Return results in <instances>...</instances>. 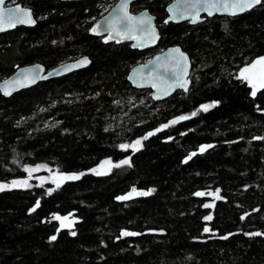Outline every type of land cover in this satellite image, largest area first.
Returning a JSON list of instances; mask_svg holds the SVG:
<instances>
[{
    "label": "trees",
    "instance_id": "trees-1",
    "mask_svg": "<svg viewBox=\"0 0 264 264\" xmlns=\"http://www.w3.org/2000/svg\"><path fill=\"white\" fill-rule=\"evenodd\" d=\"M117 1L13 0L37 25L0 34V81L37 62L92 63L0 92V181L30 178L26 167L39 164L81 174L51 192L0 191V264H264V88L253 95L238 78L264 57V0L195 25L165 22L174 0H137L132 11L148 9L161 34L146 50L93 31ZM175 45L191 57V86L155 101L128 74ZM180 116L189 119L170 123ZM137 140L138 150L120 147ZM107 158L115 165L96 174ZM133 188L150 194L119 200Z\"/></svg>",
    "mask_w": 264,
    "mask_h": 264
},
{
    "label": "water",
    "instance_id": "water-1",
    "mask_svg": "<svg viewBox=\"0 0 264 264\" xmlns=\"http://www.w3.org/2000/svg\"><path fill=\"white\" fill-rule=\"evenodd\" d=\"M11 1L12 0H4V4L0 5V12L4 13L3 20H0V24H2L4 30L0 31V34L13 31L20 26L34 27L37 25V20L34 16L33 10L30 7H26L20 3H10ZM63 1H73V0H63ZM136 1L137 0H118L115 3V5H113L111 9L99 19L96 26V33L99 35H106L109 37V31L105 30L108 26L106 22V18H111L114 16L123 17L124 13L121 10V5L122 3H127V14L131 17H134L135 20L129 22L127 20L118 19L116 23L120 34L118 35L116 31H112L111 40L119 43L131 42L132 47L139 50H146L156 47L161 38L160 30L156 23V16L153 13H151L148 9H144L139 12L132 11V4ZM212 2H217V3L227 2L231 4L234 2L238 3L240 2V0H212ZM262 2L263 0H261L259 4H253L252 7L246 8L244 11H239L234 9L217 11L215 9H212V14L209 15L208 10H205L203 3H199L195 8H193L192 7L193 0H174L167 6L168 16L166 17L165 22L181 23L188 21L191 24L195 25L205 21L207 17H213L215 15L239 16L260 6ZM17 8L21 10L20 12L17 13V17L24 19L25 22L24 23L16 22L15 26L12 27L8 23V10L9 9L15 10ZM233 11H235L234 15L232 14ZM25 13H30V17L34 21V23L27 22L28 17L25 15ZM141 19L150 21V23L141 24L140 23ZM176 48L180 49V51L183 52L185 56H187L188 58L186 76L179 69H177L176 75L172 74L171 69L174 67L175 62L174 60L167 58L169 57L170 50ZM172 55H176V54H172ZM157 58H159V60H157ZM85 59L88 62L86 64H81L80 62L84 61ZM166 62L168 64V69H165L163 67V65ZM91 63L92 60L90 59V57L85 55L75 60H70L61 63L52 69H47L46 66L40 62L21 66L18 67L12 75L0 81V92L5 97H11L16 92L31 88L37 85L39 82L47 81L54 78H59L71 74L73 72L85 69L89 67ZM258 69L259 66H257V71ZM191 71H192V60L190 55L186 51H184V49L180 45H175V46H170L165 50L156 53L149 61L135 65L128 74V80L135 88L151 89L153 91V95H152L153 99L155 101H162L171 97L178 90L185 91L183 88L179 87V82L183 80L188 81L187 91H189V88L191 86V79H190ZM160 77H163V82L159 79ZM177 78H179V80ZM154 83L158 84L159 88L153 87ZM253 83L256 84L255 94H257L259 90L264 88L259 86V82H253ZM169 84H175L176 86L174 88L169 89L168 94L165 95L164 90L168 88ZM250 86H252V84H250ZM157 95H159L161 98L156 99L155 97ZM133 190H135V188H133L130 192L126 193L125 195L120 196V197L130 196L129 199H120L119 197V200L126 201L133 199L136 196H139L137 195V193H140V191L137 190L133 191ZM57 217H59L58 219L59 221L65 224L70 223L69 215L56 216L55 219H57Z\"/></svg>",
    "mask_w": 264,
    "mask_h": 264
},
{
    "label": "snow or ice",
    "instance_id": "snow-or-ice-1",
    "mask_svg": "<svg viewBox=\"0 0 264 264\" xmlns=\"http://www.w3.org/2000/svg\"><path fill=\"white\" fill-rule=\"evenodd\" d=\"M260 2H261V0H240V2H238V3L234 2V3L229 4L227 2H219V3L212 2V0H193L192 7L195 8L197 6V4L203 3L205 10H208L209 15H211L212 14V9H215L217 11L228 10V9L244 11L246 8L252 7L253 4H259ZM3 4H4V0H0V5H3ZM121 10L124 13L123 17L114 16V17H111V18H106V22H107L108 26H107V28L105 30L109 31V39L112 38L111 37V32L112 31H116L118 35L120 34V32L118 30L117 23H116V21L118 19L127 20L129 22L135 20L134 17H131V16H129L127 14V3H122ZM20 11L21 10L19 8L15 9V10H13V9H9L8 10V23H9L10 26L14 27L16 22H19V23H24L25 22L24 19L17 17V13L20 12ZM232 14L234 15L235 11H233ZM25 15L28 17V19H27L28 23H34V21L30 17V13H25ZM3 16H4V13L0 12V20H3ZM193 22H195V21H193ZM140 23L141 24L150 23V21H146L144 19H141ZM3 30H4V28H3L2 24H0V31H3ZM93 31L95 32L96 29H93ZM172 54H176V55H172ZM167 59L174 60V62H175L174 63V67L171 69L173 75H176L177 69L181 70L185 76L187 75V60H188V58H187V56H185V54L183 52L180 51V49L176 48V49L170 50V54H169V57ZM157 60H159V58H157ZM87 62L88 61L85 59L84 61H82L80 63L81 64H86ZM149 63H151V62H149ZM257 66H259V69H258L259 77H260L259 86L260 87H264V57H261L258 60L254 61L248 67H245V68L241 69V72H240L239 77H238V78H241V79H245L250 84H252L253 89H254L253 90V95H255V88H256V84L253 83V76L256 74ZM145 67H146V65H145ZM163 67L165 69H168L167 62L163 65ZM159 79L163 82V77H160ZM177 79L179 80V78H177ZM187 84H188V81L187 80H183V81L179 82V87H181L185 91H187ZM175 86H176L175 84H169L168 88H166L164 90V94L165 95L168 94V90L171 89V88H174ZM153 87L159 88V85L154 83ZM155 98L156 99H160L161 97L159 95H157ZM212 106H214V105H202L201 109L204 110V111H207ZM192 115L195 116L196 112H193ZM185 119H189V117L180 116L177 119L172 120L170 123L171 124H175V123H178L180 120H185ZM167 126L168 125H164V127H167ZM157 131H159V129H157ZM153 134L154 133H151V132L148 133L149 136L153 135ZM144 139H147V136H145ZM139 145H141V141L137 140L132 145L122 144V145H120V147L123 148V149H128L129 147H132L133 149L138 150L137 146H139ZM209 147H212V146L211 145L202 146L200 148V151L203 152ZM192 155H195V153H193ZM189 159H191V156L189 157ZM185 162H187V161H185ZM121 163L127 164V163H129V161L128 160H124ZM116 166L119 167V165H116ZM26 171L31 172V171H35V169H26ZM78 178H79L78 176L68 177V179H78ZM18 183H22L25 186H27V181H23V182L13 181V185H17ZM5 187H7V185H0V191L4 190ZM133 191H135V190H133ZM148 194H150V193H147V192L137 193V195H148ZM195 195L203 196V195H205V193L197 192V193H195ZM129 198H130V196L120 197V199H129ZM204 207H206V208L207 207H212V205L205 204ZM34 210L35 209H33V211ZM57 219H59V217H57ZM205 219L206 220H211L212 217L211 216H207V217H205ZM242 219H243V217H242ZM205 231L207 232V231H209V229L205 228ZM73 235H75V233H73ZM122 235H125V236L137 235V233L124 232V233H122ZM254 235H260V233H254ZM223 238L227 239V237H223ZM52 239L54 240L55 236H53Z\"/></svg>",
    "mask_w": 264,
    "mask_h": 264
},
{
    "label": "rangeland",
    "instance_id": "rangeland-1",
    "mask_svg": "<svg viewBox=\"0 0 264 264\" xmlns=\"http://www.w3.org/2000/svg\"><path fill=\"white\" fill-rule=\"evenodd\" d=\"M259 79H260L259 72L256 71V74L253 76V82H259ZM114 165H115V162L112 161L111 158H107L95 168L94 172L96 174H107L110 172V170L112 169ZM26 169H35V171H31V172L27 171L30 174V178H23V177L13 178L11 179L9 183L5 181H0V185H7V187L9 185H12V186H20L23 188H28L32 185L43 186V185H46L47 183H52L53 186L52 187L50 186L48 188V192H51L55 188L61 186L67 180H71V179H68V177H71V176L79 177L81 175V174H75V173L61 172L58 170V168H51L49 165H46V164H39L36 166H27ZM13 181H17V182L27 181V186H25L22 183L13 185Z\"/></svg>",
    "mask_w": 264,
    "mask_h": 264
},
{
    "label": "flooded vegetation",
    "instance_id": "flooded-vegetation-1",
    "mask_svg": "<svg viewBox=\"0 0 264 264\" xmlns=\"http://www.w3.org/2000/svg\"><path fill=\"white\" fill-rule=\"evenodd\" d=\"M10 3H13L12 1Z\"/></svg>",
    "mask_w": 264,
    "mask_h": 264
}]
</instances>
